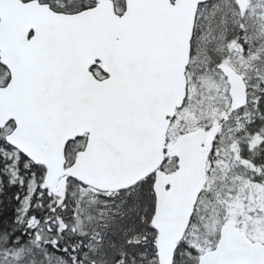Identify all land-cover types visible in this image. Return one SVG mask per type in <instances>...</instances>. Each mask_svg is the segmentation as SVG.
<instances>
[{
  "label": "snow or ice",
  "instance_id": "snow-or-ice-1",
  "mask_svg": "<svg viewBox=\"0 0 264 264\" xmlns=\"http://www.w3.org/2000/svg\"><path fill=\"white\" fill-rule=\"evenodd\" d=\"M0 264H264V0H0Z\"/></svg>",
  "mask_w": 264,
  "mask_h": 264
}]
</instances>
